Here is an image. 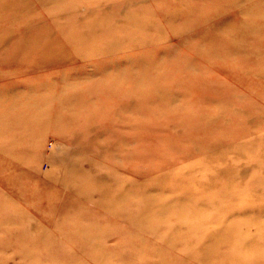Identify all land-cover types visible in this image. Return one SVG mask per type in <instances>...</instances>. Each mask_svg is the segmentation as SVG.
I'll return each instance as SVG.
<instances>
[{
  "label": "rangeland",
  "instance_id": "rangeland-1",
  "mask_svg": "<svg viewBox=\"0 0 264 264\" xmlns=\"http://www.w3.org/2000/svg\"><path fill=\"white\" fill-rule=\"evenodd\" d=\"M0 264H264V0H0Z\"/></svg>",
  "mask_w": 264,
  "mask_h": 264
}]
</instances>
